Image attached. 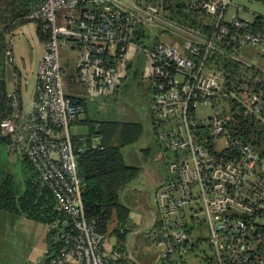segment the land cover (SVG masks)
<instances>
[{
  "label": "built area",
  "instance_id": "1",
  "mask_svg": "<svg viewBox=\"0 0 264 264\" xmlns=\"http://www.w3.org/2000/svg\"><path fill=\"white\" fill-rule=\"evenodd\" d=\"M185 1L216 17L208 39L161 42L155 29H160L163 17L153 0H45L31 15L43 23L47 35L33 111L21 123L19 96L10 93L15 112L2 121L1 129L21 143L53 191L58 209L72 220L64 246L49 264H123L107 236L85 218L70 128L85 113L87 98L109 95L125 78L132 53L138 51L148 54L152 65L157 136L166 148L163 152L176 156L156 194V241L163 251L154 264H190L193 255L202 253H208L210 264H264V149L236 138L242 124L234 116L242 112L252 129L264 134V78H256L263 83L259 92L248 86L228 92L223 74L210 66L217 43L232 47L223 22L237 29L231 32L237 43L234 51L251 46L264 54V36L253 33L248 21L228 18L232 0ZM144 28L158 41L153 47L135 41L137 30ZM62 50L76 53L78 66L88 74L85 99L66 92ZM7 58L13 61L9 53ZM222 94L236 101L237 111L228 106L229 113L221 114L216 109L214 99ZM209 107L214 111L210 116L205 115ZM202 226L208 229L207 241L196 235ZM201 246L208 250L201 252Z\"/></svg>",
  "mask_w": 264,
  "mask_h": 264
},
{
  "label": "trees",
  "instance_id": "2",
  "mask_svg": "<svg viewBox=\"0 0 264 264\" xmlns=\"http://www.w3.org/2000/svg\"><path fill=\"white\" fill-rule=\"evenodd\" d=\"M44 2L45 0H0V211L16 217H26L47 226V253L40 264H49L64 246V235L72 230V220L65 212L58 209L53 191L43 180L41 173L21 143L4 135L1 129L2 121L15 112L6 80V39L18 26L34 20L38 24L41 39L45 41L47 35L42 31L43 23L40 20L31 19V15L39 10ZM153 2L158 5L159 12L165 20L161 23L163 26L166 23L174 24L175 29L179 28L181 32H188L186 35L189 38L200 36L208 39L215 31L216 17L197 7H189L185 0H153ZM221 25L229 29L230 35L226 41L230 40L232 47L225 46V41L217 43L211 53L210 66L223 74L224 86L228 92H240L246 86L259 92L263 83H258L256 78L257 76L264 78L263 72L254 66L245 65L230 55L234 51L233 47L237 46V43L231 40V32L235 33L237 29L230 22H223ZM248 25L253 33L264 36V16H256L254 21L249 22ZM148 32L150 31H146L145 28L137 30L135 41L147 45L148 42L151 43L154 39ZM161 32L162 29L159 30V33ZM154 41L158 42L156 39ZM173 41L184 44L174 37ZM82 70L80 69V74ZM130 71H133L138 78L140 71L134 66L132 60L127 65L126 73ZM116 90L117 87L112 91L116 92ZM214 101L216 109L221 114L229 113L230 108L237 111V103L230 96L224 97L222 94ZM223 102L230 108L224 110ZM19 103L18 108L22 115L20 98ZM87 108L88 101H86L84 114L87 113ZM234 113L242 124V131L240 130L241 133L236 138L245 142H253L258 148L264 149V143L261 141L264 139V134L256 128L252 129L250 120L242 118V112ZM23 121L25 120L21 116V123ZM84 124L88 126L89 134L72 136V143L76 149L77 168L82 181L85 218L107 238L116 237L118 243L115 249L123 255L126 250L128 228H131L132 224L129 218L131 210L121 202V192L137 179L140 173L139 167L127 164L123 149L139 142L144 126L138 122L115 121L106 117L100 119L88 117ZM153 124L159 127L157 119H153ZM200 129V127H195V130ZM96 137L100 138L99 145H95ZM81 148L84 149L83 152L78 151ZM197 234H199L198 230ZM196 235H193L194 240ZM204 239L207 241V237ZM194 246L193 244V248ZM193 256L188 263L193 264L191 261L197 259L201 264H210L208 253ZM123 260L121 257L122 263Z\"/></svg>",
  "mask_w": 264,
  "mask_h": 264
},
{
  "label": "rangeland",
  "instance_id": "3",
  "mask_svg": "<svg viewBox=\"0 0 264 264\" xmlns=\"http://www.w3.org/2000/svg\"><path fill=\"white\" fill-rule=\"evenodd\" d=\"M232 1L233 5L229 8V16L231 15V17L234 14H238L240 19L249 22L253 21L256 15L264 16L263 0ZM164 22L163 18L162 23ZM161 29L162 32L158 34L161 42H174L173 37L177 38V40L180 39L182 42L189 39L186 35L188 32L184 33L179 28L175 29L174 24L166 23L164 26L161 24L160 29L155 30ZM148 33L150 34V32ZM12 35L11 41L14 47L15 62L13 66L10 62L6 66L7 87L12 93L16 89L15 81H20L24 100L27 101L30 97L29 88L33 84L34 76H37L39 68L38 60L41 56L43 43L38 33V24L34 20L18 26ZM154 45L155 41L152 40L147 46L153 47ZM249 49L254 51L251 50L249 52ZM132 54L135 55L132 63L140 71L138 78L134 75L133 71H130L128 72V76L126 75L127 78L124 84L118 91L116 90V92H113L109 96L98 97L94 100L87 98L89 112L80 115V118L100 119L106 117L115 121L138 122L144 126L143 135L139 142L123 149L127 163L140 167V173L137 179L123 190L121 202L132 210L139 212L142 215L143 221H145L147 215L156 214L155 193L156 186L159 184V176L162 179V183L166 182L167 177L170 175L168 163L174 160L176 156L174 152L168 151L166 154L163 152L166 148L159 141L157 136L158 128L154 124L150 126V119L158 120L159 118L152 107L154 93L150 81V74L152 72L150 58L143 51ZM61 55L66 92L74 96L83 92V98L85 99V96L89 93L85 85L88 74L85 70H82L84 73L80 75L76 53L62 50ZM230 55L249 67L256 66L259 69H264V56L256 48L242 46L238 52L233 51ZM43 56L44 54L42 58ZM14 67L16 68V72L14 71ZM224 104L225 102L222 103V108L227 110L228 106ZM212 114L213 110L208 108L205 115L210 116ZM70 130L73 135H77L78 133H87L89 128L87 125L81 127L72 125ZM160 154H165L166 158L159 159ZM6 215L10 216L11 214L0 211V224L4 226V236L3 238L0 236V264H40L47 252V230L43 234L34 231L28 233L30 234L28 236L26 235L27 231L24 232L23 229L18 228L19 224L16 222V227L12 229V235L7 234V231H9L8 218L2 219ZM156 215H159L158 212ZM159 228L158 218L156 222H152L151 227H134L132 230L128 228L127 244H130L128 250H131L130 253L135 261H141L142 264H154L158 254L163 251L162 246L156 241ZM198 231V235L202 239L208 236V229L205 226L200 227ZM133 233H136V235L132 238L131 235ZM115 240L116 237L113 236L109 237L107 242L111 244ZM200 250L203 252L204 250H208V248L207 246H201Z\"/></svg>",
  "mask_w": 264,
  "mask_h": 264
},
{
  "label": "crops",
  "instance_id": "4",
  "mask_svg": "<svg viewBox=\"0 0 264 264\" xmlns=\"http://www.w3.org/2000/svg\"><path fill=\"white\" fill-rule=\"evenodd\" d=\"M239 11V10H238ZM227 15H228V18L229 19H231L233 16H237L238 17V14H234L232 17H231V15L229 16V10H228V13H227ZM256 16H258V15H256ZM255 16V17H256ZM239 18V17H238ZM240 19V18H239ZM255 19V18H254ZM254 19H253V21H254ZM253 21H249V22H253ZM18 28V27H17ZM16 28V29H17ZM15 29V30H16ZM15 30L13 31V32H11V34L10 35H8V37H7V39H6V43H7V48H6V57H7V53H9V55H11V57L13 58V61L12 62H10V64L13 66L14 65V62H15V54H14V47H13V45H12V41H11V37L13 36L12 35V33L14 34V32H15ZM12 35V36H11ZM42 43H43V45H42V47H41V56H40V58H39V60H38V66H39V64H40V62H41V58H42V55L44 54V51H45V44H44V41L42 40ZM253 48H256V49H258L257 47H253ZM252 50V49H251ZM250 49L248 50L249 52L251 51ZM259 50V49H258ZM252 51H254V50H252ZM260 51V50H259ZM260 53L264 56V54L260 51ZM135 58V55L133 54L132 56H131V60L133 61V59ZM9 62V60H8V58L6 59V61H5V67L6 66H8V62ZM254 67H256V66H254ZM257 68V67H256ZM259 69V68H258ZM261 70H264V69H261ZM14 71L16 72V68L14 67ZM37 74H38V71H37ZM126 75L128 76V74L126 73ZM16 76H17V74H16ZM126 76H125V78H123L117 85H116V87H117V91L121 88V86L124 84V82H125V80H126ZM86 81H87V78H86ZM86 81H85V83H86ZM15 83H16V89L15 90H13V92L12 93H16L18 96H19V98H20V100H21V107H22V117H23V120H26L28 117H29V115L32 113V111H33V101H34V97H35V92H36V88H37V76L35 75L34 76V81H33V84H32V86L29 88V90H30V97L28 98V100L27 101H25L24 100V94H23V91H22V85H21V82L20 81H15ZM8 88V87H7ZM8 93H11V91L8 89ZM111 93H113V91L111 92ZM84 95V93L83 92H81L79 95H75V96H79V97H84L83 96ZM88 110H87V113L89 112V106H88V108H87ZM207 111V110H206ZM86 113V114H87ZM85 120H87V118L86 119H81L80 118V116L78 117V119H76L75 121H73L72 122V125H77V126H79V127H81V126H86L85 124H84V121ZM150 126H151V124H153V120L152 119H150ZM71 125V126H72ZM71 131V130H70ZM72 134V133H71ZM89 134V131L87 132V133H78L77 135H73V136H87ZM100 144V140H95V145H99ZM125 161H126V159H125ZM127 162V161H126ZM128 164V163H127ZM129 165V164H128ZM130 166H132V165H130ZM136 167V166H135ZM140 168V167H139ZM161 174V173H160ZM162 175V174H161ZM162 181V179H161V177L159 176V184L156 186L157 188H156V193H155V201H156V207H157V211H156V214H157V212H158V205H157V199H156V194H157V191L160 189V187L165 183H162L161 182ZM162 183V184H161ZM130 185V184H129ZM129 185H127L126 187H128ZM161 185V186H160ZM125 187V188H126ZM124 188V189H125ZM123 189V190H124ZM123 190H122V192H123ZM122 192H121V194H122ZM128 207V206H127ZM129 208V207H128ZM129 209H131V208H129ZM6 214H8V213H6ZM155 213L154 214H150V215H147L146 216V220L145 221H143V218H142V215L139 213V212H137V211H135V210H132L131 209V212H130V221H131V224H132V227L131 228H129L130 230H132L134 227H141V226H145L146 228L147 227H151V224H152V222L153 221H157V218H158V221H159V215L157 216ZM159 214V213H158ZM3 218H8V224H9V231H7V234H11L12 235V229L13 228H15L16 227V224L18 223L19 224V227L18 228H21V229H23V231L25 232V231H27V234L26 235H30V234H28V233H32V232H34V231H38V232H40L41 234H43V233H45L46 232V230L48 231V228H47V226L46 225H44V224H42V223H40V222H37V221H34V220H31V219H29V218H26V217H16V216H8V215H6L5 217H2V219ZM17 222V223H16ZM3 229H4V226H1V224H0V236L3 238V236H4V234H3ZM136 235V233L134 234H132L131 235V237L133 238L134 236ZM2 240V239H1ZM117 243H118V240H117V238H116V240L113 242V243H111V244H108L109 245V247H110V249L112 250V252H114V253H117V254H119L124 260H123V264H142L141 263V261L140 262H137V261H135V259L133 258V256H132V254L130 253V251L128 250V246H130V244H125L126 245V250H125V253H123V255L121 254V253H119L116 249H115V246L117 245ZM129 251V252H128ZM47 253V252H46ZM157 258V257H156ZM193 264H201L199 261L197 262V260L195 261H191ZM154 263H155V261H154ZM146 264V263H145Z\"/></svg>",
  "mask_w": 264,
  "mask_h": 264
}]
</instances>
